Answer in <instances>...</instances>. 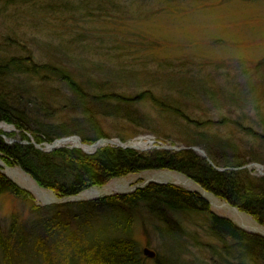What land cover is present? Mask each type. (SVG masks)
<instances>
[{"label":"rangeland","instance_id":"rangeland-1","mask_svg":"<svg viewBox=\"0 0 264 264\" xmlns=\"http://www.w3.org/2000/svg\"><path fill=\"white\" fill-rule=\"evenodd\" d=\"M21 46L29 47L32 62L37 65L53 64L58 55V62L85 66L98 63L114 67L120 66L114 56L121 55L118 58L122 64H129L130 69L134 70L143 69L140 72L144 76L143 84L139 85L137 91L152 90L155 96L159 81L164 80L161 74L173 77L170 74L174 73L175 78L185 81L186 86L179 90L180 93L173 101L185 107L186 115L205 124L198 129L238 144L237 150L240 153L245 148L252 151L256 161L247 165L256 164L262 167L263 172L264 126L256 122L262 116H259V112L264 109V100L260 103L262 106L257 104V112L249 106L236 110L231 105L227 107L217 104L220 101L214 94L221 91L229 95L231 90L238 87L236 84H242L243 93L247 90L253 93L247 97L249 104H252L256 96L264 91L258 83L260 79L264 80V73L253 76L250 72L264 57V0H0V49L5 47L0 54H20L14 48ZM145 70H151L156 75L148 76ZM237 70L242 72L239 77H236L239 75ZM189 79L195 80L196 85H202L205 92L196 91ZM38 84L35 79L31 81L33 87ZM125 90V94L132 91L129 88ZM212 99L218 101L212 102ZM143 104L134 105V110L139 108L142 115H148V119L158 126L157 111L150 107L151 103ZM51 105H57L55 112H60L57 122L80 118L77 111H61L63 105L60 101H52ZM228 118L238 124L232 125L227 121ZM98 124L110 139H118L117 136L128 138L134 131L141 130L127 125L120 118H107L98 121ZM238 126L250 128L254 132L258 130L262 136L253 139L242 134L239 137L236 133ZM13 133L19 134L17 131ZM28 135L30 133L26 132V137ZM141 136L169 145H183L178 142L177 131L170 127L156 129L151 133L140 131L128 138L127 142ZM201 150L207 156L205 149ZM214 152L218 153L219 149L214 147ZM5 167L0 159V169L24 191V195H0V228L5 234L13 231L15 239L22 245L21 248L14 247L17 253L20 250L26 253L25 246L31 250L36 248L33 250L38 255L36 264H41L44 257L45 264H54L51 255L65 253V249L54 251L46 248L51 241L45 242V245H36L37 236L44 237L45 233L42 227L35 228L39 222L44 227L53 220L50 229L56 224H66L62 241L68 243L69 238L74 241L93 229L95 233L106 228L102 222L109 218L107 212L92 210L86 214L88 218L85 224L86 216L76 210L77 203L113 194L131 193L151 182L175 184L188 191L198 192L207 199L211 210L217 215L230 219L249 233L264 237L263 225H258L246 214L175 172L158 170L129 174L103 186L89 188L82 194L58 198L39 187L20 168ZM247 169L254 176L260 174L255 167ZM88 191L89 197L84 195ZM135 216L131 237L136 243V250L145 259L142 260L144 264H153V259L144 257V248L154 251L161 258L177 262L175 264H252L240 257L239 251L233 247H229L232 251L224 252L220 241L208 233L201 216L193 215L190 219L169 215L175 224L174 232H168L164 224L157 220L155 213L145 208L135 211ZM47 219L48 222H43ZM92 225L93 229H90ZM75 232L78 235L71 237ZM53 233L52 241L61 240L54 230Z\"/></svg>","mask_w":264,"mask_h":264},{"label":"trees","instance_id":"trees-1","mask_svg":"<svg viewBox=\"0 0 264 264\" xmlns=\"http://www.w3.org/2000/svg\"><path fill=\"white\" fill-rule=\"evenodd\" d=\"M2 49L5 47L0 51ZM14 49L20 54H0V122L13 125L19 131L18 135L0 131V159L6 167L20 168L39 187L58 198L75 196L89 188L103 186L113 179L129 174L158 170L175 172L194 182L203 191L225 201L240 213L246 214L258 225L264 226V177L254 176L247 168H243L249 162L256 161L252 151L245 148L240 153L237 150L238 144L224 141L198 129L205 124L186 115L185 107L173 101L186 86L185 81L176 79L174 73L170 74L174 78L161 74L164 80L159 81L155 96L152 90L137 91L139 85L143 84L144 76L140 73L143 69L134 70L130 69L129 64H122V60L118 58L122 57L121 55L114 56L120 63V66L114 67L98 63L88 66L63 61L61 63L58 62V55L53 64L37 65L32 62L28 46ZM165 69L169 71L167 67ZM145 71L148 76L156 75L152 74L151 70ZM237 71L239 75L236 77H239L242 72ZM250 72L253 76L264 73V57ZM33 79L39 83L36 87L31 85ZM189 83L196 91L205 92V88L196 85L195 80L189 79ZM258 83L264 89V80L260 79ZM236 85L238 87L231 90L229 95L222 94L221 91L214 94L220 101L217 104L227 107L231 105L236 110L249 106L257 112V104L262 106L260 103L264 100V91L257 96L254 94L256 99L249 104L247 97L253 93L250 90L243 93L242 84ZM126 88L132 89L128 92L130 94H125ZM52 101H60L63 105L61 111H77L80 114L79 120L69 118L62 123L57 122L60 112H55L57 105H51ZM146 102L151 103L150 107L157 111L156 118L160 123L158 126L148 119V115H142L139 108L134 110V105H146ZM261 114L256 123L264 126V109L259 112V116ZM103 118L123 119L127 125L135 129L140 128L143 133L170 127L177 131L178 142L205 149L212 165L186 149H151L139 152L108 145L90 151L64 147L40 151L26 137V132L30 133L34 143L41 145L72 136L79 142L90 145L101 139H110L98 124ZM227 121L232 125L238 124L231 118ZM238 127L239 130L235 128L239 137L242 134L253 139L262 136L258 130L254 132L250 128ZM140 131H134L128 138L134 137ZM117 138L121 142L128 140L125 136ZM214 147L219 149L218 153L214 152ZM229 167L238 170L215 169ZM2 194L21 197L24 191L0 170V195ZM76 207L77 211L86 216L85 224L88 218L86 214H90L92 210L107 212L108 220L101 221L106 228L94 233L92 225V232L83 234L77 241L69 238L68 243H65L62 239L65 238L63 233L66 224H56L50 229L53 220L49 223H46L48 219L43 220L47 224L45 228L39 222L41 225L38 223L35 228L42 227V232L45 233L44 237L37 236L36 245H45V242L51 241L46 248L54 251L65 249V253L51 255L50 259L54 260V264H144V258L136 250V243L131 237V227L136 220L135 211L143 208L155 213L157 220L164 224L168 232L175 231V224L169 215L190 219L193 215L201 216L207 225L208 233L220 241L224 252L232 251L229 247H233L239 251L240 257L252 264H264L263 236L249 233L236 226L230 219L217 215L202 194L170 183H149L131 193L113 194L94 201L77 203ZM53 230L61 240L52 241ZM77 235L75 232L71 237ZM14 236L13 231H7L5 234L0 228V264H36L38 255L33 251L36 248L31 250L25 246L26 253L21 250L17 253L14 247L21 248L22 245ZM44 259L46 257L41 260V264H45ZM175 263L177 262L158 255L153 260V264Z\"/></svg>","mask_w":264,"mask_h":264},{"label":"water","instance_id":"water-1","mask_svg":"<svg viewBox=\"0 0 264 264\" xmlns=\"http://www.w3.org/2000/svg\"><path fill=\"white\" fill-rule=\"evenodd\" d=\"M0 125H4L8 128V130H3L4 132H12V131H16L15 128L12 126V125H8V124H5V123H2L0 122ZM33 143V140L31 138L30 135L27 136ZM65 140H71V141H76L74 137H67V138H63V139H59V140H55L51 145H48V144H45L44 147H41L35 143H33L34 147L35 148H38V150L40 151H52V150H55L57 148H60L61 146H64V145H56L57 142H62V141H65ZM154 142V141H153ZM107 144H112V145H115L117 147H121V148H129V149H134V150H137L135 147V145H130V144H127V143H122L121 141H119L118 139H110V140H100L94 144H91V145H87V144H83V143H80L78 140H77V143L76 145H72L70 144V146H68L69 148H76V149H81V150H84V151H90V150H93V149H98V148H101V147H104V146H107ZM69 145V144H68ZM159 146H160V149H163V150H169V151H179V150H182V149H186V150H191L193 151L195 154H197L198 156H200L201 158H204L206 160H208L206 154L204 153V151H202L200 148L198 147H195V146H164L162 145V143H159ZM147 148H145L146 150ZM144 150V149H143ZM251 166H258L256 164H251ZM259 167V166H258ZM217 171H222L221 169H218V168H215ZM258 169V168H257ZM142 253L145 257L149 258V259H154L155 258V252H153L152 250L148 249V248H144L142 250Z\"/></svg>","mask_w":264,"mask_h":264},{"label":"bare ground","instance_id":"bare-ground-1","mask_svg":"<svg viewBox=\"0 0 264 264\" xmlns=\"http://www.w3.org/2000/svg\"><path fill=\"white\" fill-rule=\"evenodd\" d=\"M0 130H8V128L6 127V126H4V125H0ZM32 138V137H31ZM143 139H148L149 141H147V142H150V138L149 137H144V138H139V140L138 141H135V142H130V143H128V144H132V145H135L136 147V151H139V152H144V151H146L145 150V148H147V145L145 144V142H141V140H143ZM33 140V139H32ZM76 140V139H75ZM32 143V142H31ZM33 143H34V141H33ZM32 143V144H33ZM76 143H77V140L76 141H71V140H65V141H62V142H57L56 143V145L58 144V145H70V144H72V145H76ZM44 144V143H43ZM43 144H41V145H43ZM52 144V143H51ZM51 144H49V145H51ZM37 145H39V146H41L40 144H37ZM34 146V145H33ZM117 147V146H116ZM121 148V147H120ZM36 149H38V148H36ZM144 149V150H143ZM134 150V149H133ZM197 155V154H196ZM204 159V158H203ZM206 160V159H205ZM210 165H212V163H211V161L208 159V160H206ZM243 168H245V166L243 167ZM257 171L260 173L259 175H258V177H264V170H263V172H262V167H258L257 166ZM218 169H221V170H223V171H232V170H238V168H232V167H229V168H225V169H222V168H218ZM114 190L115 191H117L118 189H115L114 188ZM86 192V191H85ZM82 194V193H81ZM88 194V195H87ZM90 194V192L88 191L86 194H84V195H86V196H90L89 195Z\"/></svg>","mask_w":264,"mask_h":264}]
</instances>
